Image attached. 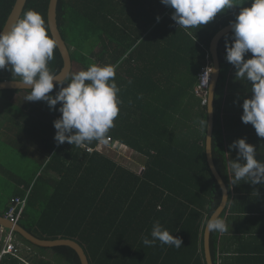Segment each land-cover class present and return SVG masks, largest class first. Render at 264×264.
Masks as SVG:
<instances>
[{"label": "trees", "instance_id": "1", "mask_svg": "<svg viewBox=\"0 0 264 264\" xmlns=\"http://www.w3.org/2000/svg\"><path fill=\"white\" fill-rule=\"evenodd\" d=\"M14 2L0 0V31ZM48 4L49 0H26L19 18L27 10H35L42 15L51 36ZM240 7H251L250 0L217 14L198 29L185 30L171 20L174 9L160 0H57V28L72 62L81 71L91 64L115 67L119 113L107 134L113 140L111 144L131 149L145 162L138 173L99 151L89 155L82 146L67 142L57 145L53 121L59 118L58 111H50L44 101L13 103L12 97L20 91H0V103L11 108L21 103L23 110L15 118L10 115L4 131L0 130L3 142L11 152L20 151L29 141L25 134H42L44 138L38 140L49 144V150L45 162L41 157L36 162L41 160L46 172L56 173L55 178H48L46 172H40L28 181L0 166L5 178L14 183H9L11 193L0 204V216L4 217L15 196L24 195L20 187L31 185L18 225L43 240L75 241L89 264H206L202 224L218 207L221 189L206 162L207 110L194 88L205 57L211 59L212 37L235 20ZM226 37L231 45L232 32L217 46L220 73L214 92L211 151L214 166L228 188L225 136L230 117L226 114L232 112L235 99L251 98V83L235 79L234 67L225 60ZM249 58L251 53L244 57ZM62 66L56 47L48 67L58 74ZM2 80L19 77L0 70ZM57 91L54 85L48 95L54 97ZM204 120L206 124L201 123ZM247 129L258 143L264 139L256 135L251 124ZM97 144L94 140L86 146L95 148ZM155 221L182 239L179 249L159 241L152 247L142 243L144 236L151 239ZM14 235L32 251L41 253L27 256V264H81L76 252L67 246L37 247ZM217 237L218 232L210 233L213 264ZM2 242L0 234V250ZM0 264L24 263L6 255Z\"/></svg>", "mask_w": 264, "mask_h": 264}, {"label": "clouds", "instance_id": "2", "mask_svg": "<svg viewBox=\"0 0 264 264\" xmlns=\"http://www.w3.org/2000/svg\"><path fill=\"white\" fill-rule=\"evenodd\" d=\"M246 2L249 0H160L165 7L174 9L171 20L185 30L198 29L217 14ZM250 3L251 7H240L235 20L229 22L232 43L229 45L226 37L225 60L234 67L237 81L251 83V98L244 99L241 105L242 123L251 124L256 135L264 138V0H250ZM55 48L56 41L49 35L42 15L29 9L8 31H0V70H8L19 77V84L25 86L24 101H44L50 111L60 113L53 121L57 145L67 142L81 147L94 140L107 144L110 139L107 134L119 113L115 67L91 64L87 70L58 79L48 67ZM248 53L251 58L245 60ZM213 71L210 68V73ZM54 82L58 91L53 97L48 94L53 91ZM57 104L61 105L58 109ZM201 123L206 124L205 120ZM120 147L124 149L122 145ZM229 148L237 150L236 160H228L233 173L230 183L236 185L238 181L246 180L250 185L264 184V162L255 158V147L247 144L245 139H238ZM221 191L227 192L222 182ZM222 200L226 202L227 195ZM202 228L208 233L229 230L226 221L217 214L211 218L206 216ZM150 236L151 239L142 237V243L147 247L159 241L161 245L179 249L183 243L159 221L153 223Z\"/></svg>", "mask_w": 264, "mask_h": 264}, {"label": "crops", "instance_id": "3", "mask_svg": "<svg viewBox=\"0 0 264 264\" xmlns=\"http://www.w3.org/2000/svg\"><path fill=\"white\" fill-rule=\"evenodd\" d=\"M25 95V90L20 91L12 97L11 101L14 102L15 99L13 100V98L24 101ZM238 99L239 98L235 99L231 104L232 112L226 114L230 117L227 118L228 128L226 129L227 135L225 136L227 165L228 160L235 161L237 158V150H230L229 145L238 139H245L247 144L253 145L256 149L255 158L264 162V139L258 143L257 140L253 139L254 135L250 134V131L247 129L249 124L245 125L242 123L240 117L242 115L241 105L243 101H238ZM28 137L29 141L23 144L25 145L23 146L24 149L15 152L25 154V156L27 155L26 158L30 163L39 164L41 160L39 163L36 162L38 161L36 160L38 157H41L45 162L44 158L49 150V144L44 145L38 140H42L44 136L42 134L39 136L38 134L33 136L31 133L25 134L27 140ZM32 137L35 143L30 141ZM123 147L125 148V146ZM53 151L55 150L53 149ZM9 152L11 151L9 150ZM11 153L13 154L14 152ZM39 165H36L34 171L26 176L28 181L40 173ZM228 171L229 179L231 181V179H233V173L229 167ZM4 174V170L0 169V175L5 177ZM15 174L23 178V176L17 173ZM45 176L48 178H55L56 173L49 170L45 173ZM9 183L14 185L13 181H10ZM247 183L246 180H240L236 185L230 183L227 188L228 200L222 219L226 221L229 230L225 233H218L214 249L215 264H264V184L250 185ZM3 198L4 196L0 195V204ZM21 245L24 244H20V246ZM2 246L3 242L1 244V249ZM23 250L26 255L24 256L23 254L21 255L22 258L16 259L24 264H27V256L41 254L39 252L31 251L28 246H23ZM19 252L21 254V251ZM6 255L15 258L10 254H5L0 257V260Z\"/></svg>", "mask_w": 264, "mask_h": 264}, {"label": "water", "instance_id": "4", "mask_svg": "<svg viewBox=\"0 0 264 264\" xmlns=\"http://www.w3.org/2000/svg\"><path fill=\"white\" fill-rule=\"evenodd\" d=\"M26 3V0H15L14 5L12 7L11 12L9 13L5 25L3 26L1 31H8L10 26L19 19L22 10L24 8V5ZM56 5L57 0H49L48 8H47V24L48 28L51 34V37H53L56 41V47L62 57L63 60V66L58 74H56L58 79L63 78L66 74H70L73 68V62L71 60L68 48L63 41L59 30L57 28L56 23ZM231 32L230 24L221 28L219 31H217L214 36L212 37L210 44H209V53L212 58L213 63V69L211 75V83L208 91V103L206 106L207 110V131H206V139H205V156H206V162L208 165V168L217 182L218 186L221 189V182L223 184V187L227 189L226 184L222 180L221 176L217 172L214 162L212 159V151H211V141H212V130H213V101H214V92L215 88L219 79V73H220V65H219V59L217 54V46L220 41V39L226 35L227 33ZM55 85V82H54ZM25 86L19 84V80H2L0 81V91L3 90H18L23 91ZM30 90V89H29ZM227 195L228 197V189L227 192L221 191V201L218 205V207L214 210V212L211 214L209 218H211L214 214L221 215L223 211L226 208L227 201H223L222 197ZM0 227H3L5 229H13L15 233H17L20 237H22L25 241L31 243L34 246L42 247V248H52V247H58V246H67L74 250L79 257L81 264H89L87 256L85 255L83 249L80 247L78 243H76L73 240L70 239H55V240H43L40 238L35 237L31 233L27 232L25 229H23L20 225H12L8 220H6L3 216H0ZM209 238L210 233L207 231H203V251H204V257L206 264H213L211 253H210V246H209Z\"/></svg>", "mask_w": 264, "mask_h": 264}, {"label": "rangeland", "instance_id": "5", "mask_svg": "<svg viewBox=\"0 0 264 264\" xmlns=\"http://www.w3.org/2000/svg\"><path fill=\"white\" fill-rule=\"evenodd\" d=\"M210 57H211V55H210ZM207 66H210L211 68H213L212 58L208 59L207 57H205V64H203L202 68L207 67ZM79 71H81L80 66L77 63L73 62V68H72L71 74L79 72ZM197 83H198V81H197ZM196 87H197V84L194 88V91H195ZM208 91H209V89H208ZM207 97H208V92H207ZM198 98H199L200 103L202 105L201 98L200 97H198ZM13 100H14V102L20 101V100H17V98H13ZM207 103H208V99H207ZM207 103H206V106H207ZM20 104L19 103L14 104V106L11 108L10 104L7 105V107H6L5 104H3V102L1 101V103H0V130L1 131H4L3 126L8 125V121H9L8 119H9L10 115L15 118V117H17V114H21L23 112V110L21 109L22 104L21 105ZM6 113H7V116H6ZM20 124L23 125L25 123L20 122ZM1 131H0V166H3L7 170L13 171V172L23 176V179L27 180L26 176L31 174L34 171L35 166L39 165V164L30 163L26 158L27 155L25 156V154L15 152L16 149L12 150L14 152L13 154L11 152H9L8 146H6V144L3 142L4 139L2 137ZM30 141L35 143L34 139H32ZM9 145L11 148H16V146H17V145H13L12 143H10ZM102 145H103V143L100 145V147ZM118 147L119 146L116 143L110 144V145L104 144L102 146V154L113 159L115 162H118L120 165L124 166L125 168L130 169L131 171L139 172V170L142 169V167H143V164L145 162V158L139 154H135L131 149H128L127 147H125L124 149H121V147H119V149H118ZM18 148H21V146H19ZM39 166H40V172L45 173L46 170L44 168V164H40ZM10 193H11V186L9 184L8 179L0 175V195L4 196V198H5ZM2 228L0 227V230ZM15 239H16V242H15L16 247L19 249V251H21V254H20V252H19V254L20 255L24 254V256H25L26 254L23 250V246H28V245H26L24 242H22L16 236H15ZM20 244H24V245L20 246ZM32 250H33V248H31V251ZM27 255H30V254H27Z\"/></svg>", "mask_w": 264, "mask_h": 264}, {"label": "built area", "instance_id": "6", "mask_svg": "<svg viewBox=\"0 0 264 264\" xmlns=\"http://www.w3.org/2000/svg\"><path fill=\"white\" fill-rule=\"evenodd\" d=\"M209 68V69H208ZM210 66L204 67L200 70L198 74V83L197 87L195 89V94L201 98L202 105H206L207 103V92L210 87L211 83V75L210 73ZM208 77V80H207ZM113 143L112 139H109L108 143L105 145H110ZM102 143L98 142L97 146L95 148L89 147V146H82V148L85 150L86 153L91 154L93 151H99L102 153ZM119 147L121 144H117ZM118 147V148H119ZM142 169L139 170L138 173L141 172ZM20 189H23L25 191L24 195L22 197L15 196L8 207V210L5 212L4 217L12 224L16 225L24 211V207L26 206L28 195L30 193L31 185L27 189H24V187H20ZM2 228V227H1ZM3 229V230H2ZM0 230V234L3 237V246L0 251V257L5 254H10L16 258H19V250L16 247V240L13 229H5L2 228Z\"/></svg>", "mask_w": 264, "mask_h": 264}]
</instances>
